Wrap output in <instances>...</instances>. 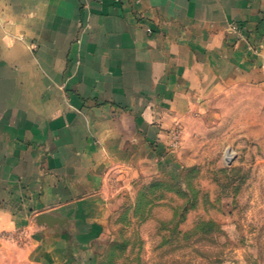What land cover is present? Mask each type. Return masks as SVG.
<instances>
[{"label": "crops", "instance_id": "obj_1", "mask_svg": "<svg viewBox=\"0 0 264 264\" xmlns=\"http://www.w3.org/2000/svg\"><path fill=\"white\" fill-rule=\"evenodd\" d=\"M253 58L264 0H0V231L90 264L120 186Z\"/></svg>", "mask_w": 264, "mask_h": 264}, {"label": "rangeland", "instance_id": "obj_2", "mask_svg": "<svg viewBox=\"0 0 264 264\" xmlns=\"http://www.w3.org/2000/svg\"><path fill=\"white\" fill-rule=\"evenodd\" d=\"M253 60L173 130L154 173L120 186L90 264H264V62ZM27 242L0 231V264H45Z\"/></svg>", "mask_w": 264, "mask_h": 264}]
</instances>
